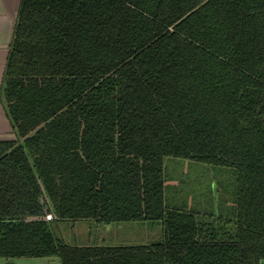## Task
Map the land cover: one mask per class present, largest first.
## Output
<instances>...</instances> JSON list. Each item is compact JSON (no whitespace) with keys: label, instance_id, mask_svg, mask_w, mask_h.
I'll use <instances>...</instances> for the list:
<instances>
[{"label":"trees","instance_id":"1","mask_svg":"<svg viewBox=\"0 0 264 264\" xmlns=\"http://www.w3.org/2000/svg\"><path fill=\"white\" fill-rule=\"evenodd\" d=\"M1 99V257L264 264V0H20ZM166 156L233 167V218L170 207ZM66 219L163 239L74 244Z\"/></svg>","mask_w":264,"mask_h":264},{"label":"rangeland","instance_id":"2","mask_svg":"<svg viewBox=\"0 0 264 264\" xmlns=\"http://www.w3.org/2000/svg\"><path fill=\"white\" fill-rule=\"evenodd\" d=\"M164 171L166 202L170 207L196 211L201 220L224 222L227 218H233L236 211L237 187L236 172L233 167L166 156ZM217 217L218 219H216ZM75 222H81V219L75 221L66 219L52 223L57 233L67 235L66 241L79 244L82 243V238L73 233ZM126 222L134 224L133 226H136L142 236L132 232L126 241L113 242L116 243L115 245L152 243L163 239L164 224L162 220ZM31 258L34 257L18 258L17 263L21 264L20 260L27 262V260H32Z\"/></svg>","mask_w":264,"mask_h":264},{"label":"crops","instance_id":"3","mask_svg":"<svg viewBox=\"0 0 264 264\" xmlns=\"http://www.w3.org/2000/svg\"><path fill=\"white\" fill-rule=\"evenodd\" d=\"M19 5L20 0H0V139H13L17 136L1 99V89ZM47 216L51 218L53 214L49 213ZM77 223L75 222L73 226V228H75L73 233L76 236H81L82 243H79L81 245L106 244V242L107 244H116L113 242L117 240L126 241L129 234L132 232L135 233V235L141 233L137 230L136 226H133L134 224L126 221L101 222L91 219H81V222ZM60 235L64 239L67 237V235L64 234ZM139 236H142V234ZM56 256L57 255L34 257L31 258L32 260H27V262H23L24 260H20V262L21 264H62L59 256ZM18 258L12 259L15 264H18ZM8 260L9 259L0 256V264H6Z\"/></svg>","mask_w":264,"mask_h":264},{"label":"water","instance_id":"4","mask_svg":"<svg viewBox=\"0 0 264 264\" xmlns=\"http://www.w3.org/2000/svg\"><path fill=\"white\" fill-rule=\"evenodd\" d=\"M6 264H15V262L13 260H8Z\"/></svg>","mask_w":264,"mask_h":264},{"label":"built area","instance_id":"5","mask_svg":"<svg viewBox=\"0 0 264 264\" xmlns=\"http://www.w3.org/2000/svg\"><path fill=\"white\" fill-rule=\"evenodd\" d=\"M49 216H51V215H49Z\"/></svg>","mask_w":264,"mask_h":264}]
</instances>
